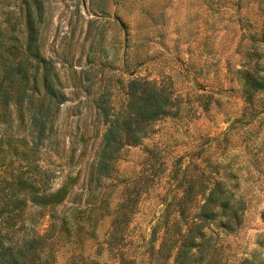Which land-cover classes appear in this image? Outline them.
Wrapping results in <instances>:
<instances>
[{
  "label": "rangeland",
  "instance_id": "obj_1",
  "mask_svg": "<svg viewBox=\"0 0 264 264\" xmlns=\"http://www.w3.org/2000/svg\"><path fill=\"white\" fill-rule=\"evenodd\" d=\"M40 1L38 47L52 61L65 93L54 115L51 151L43 147L39 151L54 169L53 187L62 183L68 170L71 173L70 188L57 212L71 210L85 225L92 207L82 185L102 129L92 98L105 88L118 103L128 77L153 79L172 89L176 110L151 122L150 131L137 144L126 145L115 163L114 185L105 180L100 187L101 193L108 187L102 195L113 201L132 189L130 180L136 174L154 172V182L142 193L129 224L130 239L125 241L135 254L133 264L148 257L140 238L149 236V226L162 207L161 197L172 182L171 171L179 164L187 163L189 169L197 162L235 171L245 200L240 224L232 230H216L221 264H236L240 258L264 264V88L245 101L240 79V71L247 69L264 80V0ZM19 11L20 0H0V26L19 20ZM27 114L23 112L24 119ZM25 124L14 118L1 123L0 131L8 129L16 135ZM27 209L37 217V205ZM76 224L70 226L72 232ZM107 224V216H98L97 239ZM45 225L43 218L38 227ZM67 254L68 245L60 246L57 262L62 263Z\"/></svg>",
  "mask_w": 264,
  "mask_h": 264
},
{
  "label": "trees",
  "instance_id": "obj_2",
  "mask_svg": "<svg viewBox=\"0 0 264 264\" xmlns=\"http://www.w3.org/2000/svg\"><path fill=\"white\" fill-rule=\"evenodd\" d=\"M19 12V20L0 26V124L14 118L19 125L26 122L16 135L12 130L0 131V264H133L135 254L128 251L125 241L130 239L129 224L142 193L154 182V172L136 174L130 180L132 189L113 201L102 195L108 187L102 193L100 187L105 180L114 185L115 163L126 145H135L145 137L154 120L173 114L176 97L171 88L140 76L125 80L118 103L111 91L100 89L92 102L102 129L91 149L82 184L88 189L92 207L85 225L71 210L58 213L57 204L66 199L71 173L68 170L62 183L53 187L54 169L39 151L51 149L54 115L65 93L52 61L38 47L41 1L20 0ZM240 72L242 96L249 102L264 88L263 76L252 75L247 69ZM24 111L28 113L25 119ZM188 165L179 164L169 175L172 182L161 197L162 207L149 226V236L140 238L148 253L142 264L222 263L217 255L216 230L237 227L245 208L238 175L218 163L197 162L189 169ZM84 201L87 203V198ZM33 203L38 207L37 217L27 209ZM98 216L108 217L100 240L94 236ZM43 218L46 225L40 228ZM75 223L72 232L70 226ZM63 245H68V254L58 263L55 255ZM103 250L105 258L101 257ZM236 264L251 263L240 258Z\"/></svg>",
  "mask_w": 264,
  "mask_h": 264
}]
</instances>
